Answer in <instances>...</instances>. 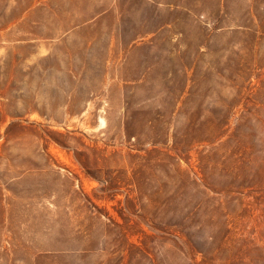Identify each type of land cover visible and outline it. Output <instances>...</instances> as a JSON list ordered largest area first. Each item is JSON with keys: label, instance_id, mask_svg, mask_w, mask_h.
<instances>
[{"label": "rangeland", "instance_id": "rangeland-1", "mask_svg": "<svg viewBox=\"0 0 264 264\" xmlns=\"http://www.w3.org/2000/svg\"><path fill=\"white\" fill-rule=\"evenodd\" d=\"M0 264H264V0H0Z\"/></svg>", "mask_w": 264, "mask_h": 264}]
</instances>
